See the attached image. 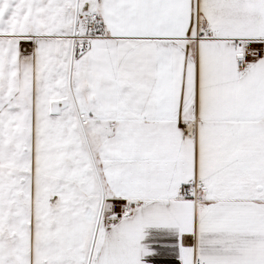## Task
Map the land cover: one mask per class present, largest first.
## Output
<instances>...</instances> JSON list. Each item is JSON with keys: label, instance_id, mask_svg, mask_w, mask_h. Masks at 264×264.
Wrapping results in <instances>:
<instances>
[{"label": "snow or ice", "instance_id": "obj_1", "mask_svg": "<svg viewBox=\"0 0 264 264\" xmlns=\"http://www.w3.org/2000/svg\"><path fill=\"white\" fill-rule=\"evenodd\" d=\"M0 264H264V0H0Z\"/></svg>", "mask_w": 264, "mask_h": 264}]
</instances>
